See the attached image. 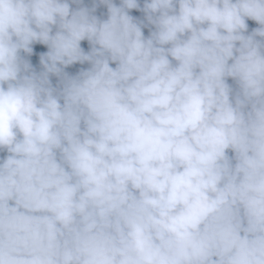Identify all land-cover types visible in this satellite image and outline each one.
Listing matches in <instances>:
<instances>
[{"label":"clouds","instance_id":"clouds-1","mask_svg":"<svg viewBox=\"0 0 264 264\" xmlns=\"http://www.w3.org/2000/svg\"><path fill=\"white\" fill-rule=\"evenodd\" d=\"M0 264H264V0H0Z\"/></svg>","mask_w":264,"mask_h":264}]
</instances>
